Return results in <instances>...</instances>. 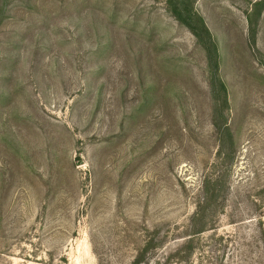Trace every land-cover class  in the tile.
<instances>
[{
  "label": "rangeland",
  "instance_id": "374dc122",
  "mask_svg": "<svg viewBox=\"0 0 264 264\" xmlns=\"http://www.w3.org/2000/svg\"><path fill=\"white\" fill-rule=\"evenodd\" d=\"M187 1L216 70L166 0H0V264H264V0Z\"/></svg>",
  "mask_w": 264,
  "mask_h": 264
},
{
  "label": "trees",
  "instance_id": "16d2710c",
  "mask_svg": "<svg viewBox=\"0 0 264 264\" xmlns=\"http://www.w3.org/2000/svg\"><path fill=\"white\" fill-rule=\"evenodd\" d=\"M166 3L168 5V9L173 13L176 19L187 26L188 30L203 46L207 57L210 60V65L214 68V70L218 69V53L216 45L212 40L211 33L203 18L193 9L192 5L187 0H166ZM214 83L215 81H212V85H214ZM217 84L219 91L223 93V101L226 103L227 98L225 86L221 81H218ZM211 195L210 197H213V194ZM211 204L210 200L200 201L197 204V208L190 219V237L185 243V246H189L186 247L189 251L194 248V241L196 240L195 237L208 229L206 216L212 208Z\"/></svg>",
  "mask_w": 264,
  "mask_h": 264
}]
</instances>
